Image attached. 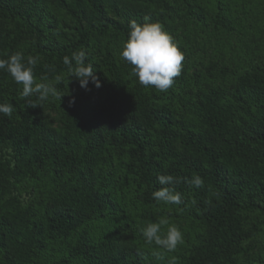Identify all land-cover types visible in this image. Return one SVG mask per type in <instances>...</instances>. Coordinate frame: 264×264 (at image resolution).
Returning <instances> with one entry per match:
<instances>
[{
  "label": "trees",
  "instance_id": "1",
  "mask_svg": "<svg viewBox=\"0 0 264 264\" xmlns=\"http://www.w3.org/2000/svg\"><path fill=\"white\" fill-rule=\"evenodd\" d=\"M145 18L185 56L163 93L120 56ZM81 49L99 88L68 77ZM15 52L62 97L21 98L0 71V264H264V0H0V59ZM164 174L180 205L152 198ZM161 218L175 252L141 234Z\"/></svg>",
  "mask_w": 264,
  "mask_h": 264
},
{
  "label": "clouds",
  "instance_id": "2",
  "mask_svg": "<svg viewBox=\"0 0 264 264\" xmlns=\"http://www.w3.org/2000/svg\"><path fill=\"white\" fill-rule=\"evenodd\" d=\"M120 56L132 66L131 75L135 76L142 86H151L162 93L171 88L175 78L181 75L185 60L184 53L172 35L164 29L159 21L148 22V18H145L144 23H138L135 20L129 21L127 38L123 42ZM86 61H88V53L83 49L62 58L68 77L74 76L81 88L87 90L89 83H92L96 88L101 87L100 81L94 75L93 65ZM37 62V57L30 55L25 58L21 52H15L7 59H0V71L7 72L16 84L22 85L21 98L35 96L40 102L50 98L60 101L62 95L55 84L36 82L34 68ZM49 67L51 70V66ZM59 79L57 77V81ZM73 103L74 97L69 100V106ZM27 106L36 107L38 105L29 99ZM13 111L12 103H0V114L11 117ZM157 180L162 187L152 192V198L166 205H180L181 193L176 190L174 185L181 183V178L164 174L158 175ZM184 182L195 188L204 185L203 178L198 174ZM164 226H167L166 232L162 231ZM141 234L145 243L155 244L167 252H175L178 246L184 243L183 232L178 226L170 225L167 218H161L158 222H149L141 229ZM170 264H176V257L171 259Z\"/></svg>",
  "mask_w": 264,
  "mask_h": 264
},
{
  "label": "rangeland",
  "instance_id": "3",
  "mask_svg": "<svg viewBox=\"0 0 264 264\" xmlns=\"http://www.w3.org/2000/svg\"><path fill=\"white\" fill-rule=\"evenodd\" d=\"M252 1H254L255 2V0H252ZM237 3H240V2H237ZM253 3V2H252ZM237 5V4H236ZM236 5H233L232 6V9H233V11L235 10V9H238V8H240L241 7V4L239 5V7H236ZM231 42L232 44L234 43V39L231 37H228V38H226V36L225 37H223L222 38V42H223V44H227V42ZM234 45V44H233ZM233 49L232 50H230V49H226V50H224L223 52L224 53H226V54H228V55H231L233 52Z\"/></svg>",
  "mask_w": 264,
  "mask_h": 264
}]
</instances>
